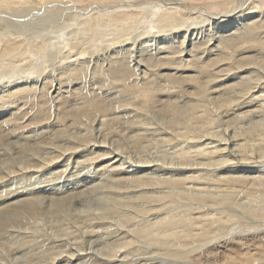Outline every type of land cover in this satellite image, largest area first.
<instances>
[{"label":"rangeland","instance_id":"obj_1","mask_svg":"<svg viewBox=\"0 0 264 264\" xmlns=\"http://www.w3.org/2000/svg\"><path fill=\"white\" fill-rule=\"evenodd\" d=\"M74 1L81 7L91 4L103 7L116 6L115 12L124 14V18L116 20L110 17L112 13H107L108 17L101 19L104 13L102 15L97 13L82 19L70 12L60 14L58 13L60 9H55L58 7L44 11L43 7L46 9L51 2L59 3L60 0H24L23 2L20 0V5H12V3L7 7L11 9L7 11L12 13L13 18H4L0 21V34L8 35L10 38L21 35V38L26 39L23 45L26 46L25 48L22 47L18 49L19 51H13L11 55L7 54L0 58V92L17 84L23 85L22 83L30 82L32 84V81L35 82L36 87H39L43 78L54 80L53 89H49L47 98L41 97L40 93L36 92L28 97L26 106L20 105L22 113H26L28 109L31 110L23 120L10 119L9 121V118L14 116L11 113H17L19 116L20 109H14V106L18 104L6 109L5 113L0 115V126H2L0 142L2 141L3 145L8 142L5 140L8 132H14L16 129L13 126L15 122L25 125L30 123V119L35 115L39 116L36 120L40 122L36 123L35 120L28 128L32 131L36 130L39 135L42 134L43 137L39 136V138H44L40 145H36L38 140L33 141L24 149L16 148L17 151H12L14 149L11 146L4 148L2 144L0 145V213L7 209L6 203L14 201H7L8 199L18 196L12 193L13 197L10 195L9 198L7 194L11 193L8 192L16 190L19 195L21 194L20 190L16 189L19 186L14 187L9 184L14 180L22 179V176L27 177L26 170H30L34 162L42 163L43 169L39 170L40 166L33 174L35 177L32 176V179L30 177L29 180L23 181L29 191L33 189L30 184L43 179L51 180L55 178L54 175L58 170L57 175L63 172L58 181L62 184L73 172L75 177L82 165L90 166L91 169H86V172L93 169L101 171L100 169L105 168L112 173L119 167L129 171L128 175L136 174L142 179L149 178V174L152 176V172L155 171L146 166L159 165L158 167H164L161 173L162 177L166 178L157 183L148 182L145 179L132 182L124 180L120 184L122 189H119L118 193L121 201L117 198L120 202L117 203V200L115 202L118 206L117 214L102 228L99 225L87 227L88 223L80 225L71 218L57 222L53 218L40 215L37 219L33 218L36 223L35 220L31 223L29 221L31 218L28 219L25 222L27 224L24 223L25 226L19 229L21 232L18 230L0 237V264H50L51 262L59 264V258L66 259L68 256L71 258L75 254L74 259L68 257L60 264H125L126 261H132L133 264L264 263V7L256 5V8L251 11V16L248 15L249 18L219 24L212 23L202 14L190 15L185 10L179 13L171 11L168 6L166 8L154 0H145L143 5L135 8L127 5L126 8L129 11H121L119 8L122 6L119 5L122 2H142L143 0ZM187 1L192 3L194 10L205 5L207 8L210 3L215 2L220 7L223 6L215 10V13H218L222 11L221 9L226 10L225 5L228 0ZM229 1L228 6L234 0ZM62 2L66 1L61 0L60 3ZM21 9H24L25 13ZM226 11H231V8L229 7ZM98 19L103 20V23L102 21L98 23ZM13 27L17 29L13 30ZM76 44L78 47H75ZM80 62L83 65L80 74L84 78H78L71 84L67 68L69 65ZM228 67L231 68L228 69ZM60 76L66 79L65 86L62 85L61 90L69 92L63 93V98L58 100L53 98L56 95L53 91L54 88H59L62 82L58 80ZM243 80L245 81L243 90L238 85L236 92H231L234 96L226 98V87L229 85V90H233L232 86L244 82ZM103 81L106 82L103 83ZM102 84H104L103 88ZM125 85L137 88L147 87V89L149 87L150 91L147 94L150 101L147 98L145 104L142 96L137 98L133 94L132 96L121 94V88ZM193 95H198L199 100L193 99ZM64 98L70 99L67 100L70 102L64 105L69 114V119L67 118L66 121L69 127L66 131H60V134L62 133L64 137L81 135L80 139L97 140L98 145L101 146L95 148L94 142L90 141L86 153L82 151L73 158H69L66 169L63 165L65 163L59 162L47 167L48 165L43 164L53 160V156L57 153L49 148L52 145L65 146V144L59 142L55 133L50 132L46 135L41 132L46 123L52 124L55 118H58L57 116L61 117L60 111L63 109L61 104ZM59 101L62 103L60 104ZM96 101H100L102 109H98L95 114L90 113L87 119L83 118V121L81 119V125L76 116L84 113L85 108L88 110L89 105L95 104ZM189 103H196L197 108L194 109L191 119L187 120ZM235 104L240 105L235 109ZM41 110L44 115L41 114ZM244 115L248 118L244 119L242 117ZM45 117L49 119H43ZM162 117L163 120H161ZM177 117L179 121H183V125L175 124ZM150 119L160 123L154 124L156 127L152 126L153 123L148 122ZM101 120L105 123L103 127L100 124ZM186 120L187 123H184ZM73 121L77 123L74 124ZM8 122H10L9 125H7ZM163 122L166 123L163 124ZM167 122L169 125L172 122L173 124L169 126ZM143 124L147 127L146 129ZM165 125H168V129ZM159 126L162 129H158ZM142 128L145 131H142ZM175 131L180 134L176 135V138ZM32 134L35 135L28 131L27 135L31 137ZM234 134L237 137L233 138ZM103 137L106 140L105 144L99 143ZM199 147L202 148V155L197 157V153L192 151H196ZM84 148L82 147V150ZM90 152L95 155H91ZM29 154L41 157L37 161L32 158L29 160L27 156ZM96 154L101 157L94 159ZM105 155L115 156L114 159L104 160ZM239 155L249 158L250 164L245 165L240 162ZM100 159H103L104 163L99 162ZM82 161L84 164L81 165ZM225 162H233V165H221ZM220 172H226V176H229V172H233L234 174L230 175L234 179L230 177L232 179L227 178L217 182L219 176L216 174ZM174 174L177 176H173ZM202 174L206 177L210 175L209 179L207 181L200 179ZM223 174L222 177L225 176ZM243 176L244 178H240ZM57 178H55L56 181ZM23 182L20 183L23 184L22 186L25 185ZM126 182L131 184L127 185L128 188L125 186ZM66 183L68 186H64L63 191L71 192L72 184ZM132 183L137 189H133ZM172 188L176 193L172 192ZM141 196L142 198H139ZM2 197L8 198L5 200ZM34 198L36 200L37 197ZM126 239L130 243H127ZM137 255L141 260L138 261ZM69 260H72L71 263H68Z\"/></svg>","mask_w":264,"mask_h":264},{"label":"bare ground","instance_id":"obj_2","mask_svg":"<svg viewBox=\"0 0 264 264\" xmlns=\"http://www.w3.org/2000/svg\"><path fill=\"white\" fill-rule=\"evenodd\" d=\"M14 1V0H13ZM11 2V0H0V21L2 20L3 21V19L4 18H13V15H12V13L11 12H8L7 10L8 9H10V8H7L9 5H11L12 3V5H14V4H16V6L17 5H20V0H19V2H18V0L15 2ZM24 0H22V2H23ZM31 1V0H30ZM44 1V0H43ZM66 2H62V3H60L61 2V0H60V2L59 3H56V2H49L50 4H48V6H47V8L45 9V7H43L44 8V11L45 10H49L50 8H55V7H58V8H55V9H60V10H58V11H60V12H58V13H60V14H62L63 12H70V13H74L75 14V17H76V15L78 16V17H81L82 19L83 18H86L87 19V17H89L90 15L92 16L93 14H97V13H99V14H103L102 15V18L101 19H103V18H105V16H107L108 17V14L107 13H112L113 15H111L110 17L111 18H115L116 20H117V18H124L123 16H124V14H119V13H117V12H115L116 11V9H117V7L116 6H113V7H103V6H99L98 4H91L90 6H87V7H81L80 5H78V4H76V1H74V0H65ZM154 1H158L157 3H161V4H163V6H168V9L169 10H171V11H174V12H181V11H183V10H185V11H187L190 15H193L194 13H198V14H202V15H204V16H206L207 18H209L210 19V21L212 22V23H215V22H218L219 24H221L222 22H226V21H229V23H232V21H236V20H239V19H246V18H249V16L248 15H250L251 16V11L252 10H254L255 8H256V5H258V6H261V7H264V0H234V1H232L233 3H231L230 4V6H228V1H226V10H228V8L230 7L231 8V11H223V9H221L222 11H220V12H218V13H215V10H217V9H219V8H223V6H221L220 7V5L219 4H217V3H215V2H213V3H210V5H208L207 6V8H206V5H205V7L203 6H200V7H197L195 10L192 8V6H191V4L192 3H190L189 1H187V0H154ZM225 2V1H224ZM223 2V3H224ZM230 2V1H229ZM145 3V0H143L142 2L141 1H137V2H122L119 6H122V7H120L119 9H121V11L123 10H126V11H129V10H127V5L128 6H131V7H133V8H135V7H138V6H141V5H143ZM29 4V3H28ZM160 4V5H161ZM225 4V3H224ZM23 5V4H22ZM125 6V7H124ZM20 7V6H19ZM161 7V6H160ZM22 8H24V7H22ZM34 8V7H33ZM41 8V7H40ZM133 8H131V10H133ZM164 8V7H163ZM167 8V7H166ZM166 8H165V10H166ZM232 8H233V10H232ZM18 9V8H17ZM259 9V8H258ZM15 10H16V8H15ZM22 10V12H23V10L24 9H21ZM20 10V11H21ZM30 10V9H29ZM40 10V9H39ZM212 10V11H211ZM10 11H11V9H10ZM12 11H13V9H12ZM19 11V10H18ZM35 11V10H34ZM98 11V12H97ZM118 11V10H117ZM32 12V11H31ZM38 12V11H37ZM57 12V11H56ZM18 13V12H17ZM23 13H25V12H23ZM22 13V14H23ZM127 13V12H126ZM158 13V12H157ZM247 13V14H246ZM31 14V13H30ZM32 14H33V12H32ZM31 14V15H32ZM34 14H35V12H34ZM42 14V13H41ZM83 14V16H81V15ZM24 15V14H23ZM38 14H36V16H37ZM57 15V14H56ZM16 15H14V17H15ZM54 17V16H53ZM168 17H170V16H168ZM17 18H19V16H17ZM22 18H27V17H23L22 16ZM29 18H30V16H29ZM95 18H97V17H95ZM98 18H99V16H98ZM152 18V17H151ZM164 18V17H163ZM33 19V18H32ZM60 19V18H59ZM72 19V18H71ZM89 19V18H88ZM107 20H108V18H106ZM110 19V18H109ZM24 20V19H23ZM40 20V19H39ZM49 20V19H48ZM53 20V19H52ZM68 20V19H67ZM95 20V19H94ZM99 20V19H98ZM105 20V19H104ZM249 20V19H248ZM4 21H6V20H4ZM12 21H14V19L12 20ZM11 21V22H12ZM79 21V20H78ZM100 21H102V23H103V20H99V22L98 23H101ZM7 22V21H6ZM15 22H16V19H15ZM36 22V21H35ZM56 22V21H55ZM63 22V21H62ZM68 22H69V20H68ZM73 22H74V19H73ZM90 22V21H89ZM88 22V23H89ZM2 23V22H1ZM42 23V22H41ZM86 23V22H85ZM95 23V22H94ZM97 23V24H98ZM105 23V22H104ZM249 23H251L250 21H249ZM2 24H4V23H2ZM57 24V23H56ZM82 24H83V21H82ZM1 25V24H0ZM5 25H6V23H5ZM52 25V24H51ZM50 25V26H51ZM14 26H16V25H14ZM104 26V25H103ZM118 26V25H117ZM3 27H4V25H3ZM11 27V26H10ZM41 27V26H40ZM58 27H59V24H58ZM61 27V26H60ZM59 27V28H60ZM64 27V26H63ZM74 27V26H73ZM98 27V26H97ZM12 28V27H11ZM52 28V27H51ZM15 29H17L16 27H15ZM14 29V27H13V30H15ZM22 30V29H21ZM28 30V29H27ZM2 31V30H1ZM22 32H24V31H22ZM45 32V31H44ZM51 33V32H50ZM233 34V33H232ZM16 36V35H15ZM14 36V37H15ZM226 37V36H225ZM234 37V36H233ZM26 39L25 38H21V35L20 36H18V37H16V38H10L8 35H3V34H0V58L1 57H4V56H6L7 54L9 55H11V52H17V50L18 49H22V47H26V46H23L24 45V43L26 42L25 41ZM30 40H32V39H30ZM36 42V41H35ZM120 42V41H119ZM73 46V45H72ZM40 47V46H39ZM38 47V48H39ZM75 47H78V45L76 44V46ZM37 48V47H36ZM43 48V47H42ZM78 49H80V48H78ZM78 49H76V51L78 50ZM38 50V49H37ZM82 50V49H81ZM19 51V50H18ZM28 51V50H27ZM39 51H40V49H39ZM80 51V50H79ZM130 52V51H129ZM77 53V52H76ZM220 53V52H219ZM13 56H14V54H13ZM80 56V55H79ZM127 56V55H126ZM2 59V58H1ZM162 59V58H161ZM53 60V59H52ZM168 60V59H167ZM12 61V60H11ZM10 63V62H9ZM29 63V62H28ZM219 63H220V61H219ZM11 64V63H10ZM257 64V63H256ZM7 65V64H6ZM239 65V64H238ZM14 66V65H13ZM71 66H73L72 68H70ZM81 66H83L82 65V63L80 62V63H74V64H72V65H69L68 66V74H69V76H68V79H69V81H70V83L72 84V82L73 81H77L78 80V78L79 79H81L82 77H83V75L81 76V74H80V70H81V68L83 69V67H81ZM180 66V65H179ZM229 66V65H228ZM252 66V65H251ZM1 67V66H0ZM3 67V66H2ZM126 67V66H125ZM233 67V66H232ZM12 68H14V67H12ZM120 68V67H119ZM183 68V67H182ZM229 68H231V67H228V69ZM167 69V68H166ZM15 70V69H14ZM121 70V69H120ZM20 72V71H19ZM31 72V71H30ZM56 72V71H55ZM22 73V72H21ZM83 73V72H82ZM234 73V72H233ZM80 74V75H79ZM170 74V73H169ZM231 75V74H230ZM66 76V75H65ZM170 76V75H169ZM229 76V75H228ZM29 77V76H28ZM100 77V76H99ZM84 78V77H83ZM220 78V77H219ZM63 79V80H62ZM100 79V78H99ZM166 79V78H165ZM190 79V78H189ZM58 80H60V81H62L63 82V84H61L60 83V86H59V88H54V91H53V93H55L56 95L55 96H53V98H55V99H58V100H61L63 97H62V95H63V93H68V92H63L61 89L63 88V86L62 85H64L65 84V80H64V78H62L61 76L60 77H58ZM186 80V79H185ZM245 80V79H244ZM243 80V81H244ZM43 82L41 83V86H39V87H36V85H35V82H33L32 81V84H24V83H22L23 85H15V86H11V88H8V89H6V91L4 90V91H2V92H0V115H2L1 113H5V111H6V109H8V108H12V106H14L15 104H18V105H16V106H14V109H16V110H19L20 109V111L22 110V107L21 106H26L25 104H27L28 102L26 101V100H28V97L30 96V95H32V94H34V93H36V92H38V93H40V95H41V97H46V95H49V89H53L52 88V84H53V82H54V80H52L51 78L49 79V78H43V80H42ZM167 81V80H166ZM170 81V80H169ZM191 81V80H190ZM104 82H106V81H103V83ZM150 82V81H149ZM247 82V81H246ZM16 84V83H15ZM100 84V83H99ZM170 84V83H169ZM244 84H245V81L244 82H239V84H234L232 87H234V89L233 90H229L230 88H229V85H228V87H226V98H228V97H233L234 96V94L233 95H231L232 93L231 92H236V90H237V88H238V85L240 86V89L241 90H243V86H244ZM59 85V84H58ZM78 85V84H77ZM8 86V85H7ZM65 86V85H64ZM98 86V85H97ZM100 86V85H99ZM103 86H104V84H102L101 85V87L103 88ZM5 87V86H4ZM10 87V86H9ZM94 88V87H93ZM97 88H99V89H101L100 87H97ZM110 88V87H109ZM248 88V87H247ZM57 89V90H56ZM113 89V88H112ZM116 89V88H115ZM122 90H121V94H123V95H131L132 96V94L133 95H135L137 98H141V96H142V99L144 100V103H145V101L146 100H148L149 98V96H148V94L147 93H149V91H150V88L148 87V89H147V87L146 88H137V87H135V86H129V85H125V86H123L122 88H121ZM246 89V88H245ZM38 90V91H37ZM63 90H65V89H63ZM102 90V89H101ZM111 90V89H110ZM187 90V89H186ZM229 90V91H228ZM235 90V91H234ZM51 91V90H50ZM113 91V90H112ZM238 92H240V91H238ZM42 93V94H41ZM53 93H52V95H53ZM106 93H108V92H106ZM111 93V92H110ZM109 93V94H110ZM118 93V92H117ZM185 93V92H184ZM183 93V94H184ZM76 94V93H75ZM115 94V93H114ZM182 94V93H181ZM67 95V94H66ZM69 95H71V94H69ZM80 95V94H79ZM118 95V94H117ZM109 96V95H108ZM175 96H177V95H175ZM187 96V95H186ZM191 96V95H190ZM194 96V95H193ZM198 95H195L194 96V98L193 99H198V97H197ZM51 97V96H50ZM61 97V98H60ZM65 97H67V96H65ZM70 97V96H69ZM72 97V96H71ZM75 97H77V95H75ZM85 97H86V95H85ZM146 97V98H145ZM181 97V96H180ZM35 98V97H34ZM47 98V97H46ZM45 98V99H46ZM148 98V99H147ZM238 98V97H237ZM254 98V97H253ZM30 100H31V98H29ZM69 99V98H68ZM67 98H64V100H62L63 101V104H61L62 102H60V104L61 105H63L62 106V110L60 111V115H61V117H59V116H57L58 118H55V122H53L52 124H48V123H46L45 124V128H44V130L41 132V133H44V134H48V133H55L56 135H55V137H57V138H59V142H63V144H65V146H60V145H52V147L51 148H49L50 150H53V151H55V152H57L56 153V155L55 154H53V155H55V156H53L54 157V159L53 160H50V161H47V162H45L43 165H48L47 167H49L50 165H52L53 163H65V164H63L64 166H65V169H66V167H68V164H66V162L69 160V158H73V156H75L76 154H78V153H80V152H82V151H85V153H86V151H87V149H89V145H90V141L91 142H94L93 143V145H94V147L95 148H98V147H100L101 145H98V141L96 142V141H94L93 139L91 140V139H88V140H83V139H80L81 138V135H77V136H69V137H71L72 139H70L69 137H64V135L62 134H60V131L62 132V131H66V129H68V127H69V125H68V123L66 122L67 121V118L69 119V117H68V113H67V111L68 110H66V108H64V105H66V103L67 102H70V101H67L68 100ZM91 99V98H90ZM92 99H94L93 97H92ZM171 99V98H170ZM48 100V99H47ZM70 100V99H69ZM73 100V99H72ZM79 100V99H78ZM199 100V99H198ZM244 100V99H243ZM250 100V99H249ZM257 100V99H256ZM29 101V100H28ZM39 101V100H38ZM75 101V100H74ZM89 101V100H88ZM148 101H150V99L148 100ZM192 101V100H191ZM196 101V100H195ZM195 101H193V102H195ZM245 101V100H244ZM250 101H252V100H250ZM58 102V101H57ZM97 102V101H96ZM95 102V104H93V105H89V108H88V110H86L87 108H85V112L84 113H82V114H79V113H77V114H79V115H75L77 118L76 119H78V122L81 124L82 122H80V120L81 121H83L84 119L83 118H85V119H87L86 117H87V115H89L90 113H93L94 112V114H95V112H97V110L99 109H102V107H101V105H100V101L99 102H97L96 103ZM147 102V101H146ZM31 103V102H30ZM246 103V102H245ZM252 103V102H251ZM39 104V103H38ZM47 104V103H46ZM146 104V103H145ZM190 105L189 106H187V111H188V117H187V120H189V119H191V116H193L194 115V109H196L197 108V104L196 103H189ZM21 105V106H20ZM57 105V104H56ZM103 105V104H102ZM240 105V104H239ZM239 105L238 106H236V104H235V109L237 108V107H239ZM243 105V104H242ZM251 105V104H250ZM21 108H20V107ZM82 106V105H81ZM105 106V105H104ZM88 107V106H87ZM101 107V108H100ZM248 107V106H247ZM108 108V107H107ZM233 108V107H232ZM83 109V111H84V108H82ZM66 110V111H65ZM43 110H41L40 112H42ZM194 111V112H193ZM16 112V111H15ZM31 112V110L30 109H28V111L26 112V113H22V111L21 112H19V116H18V114L17 113H11L12 115H14L12 118H9V121H11L12 119H14V121H17V120H23L24 119V117H25V115H27L28 113H30ZM77 112V111H76ZM164 112V111H163ZM186 112V111H185ZM192 112H193V114H192ZM239 112V111H238ZM245 112V111H244ZM44 112H42L41 114H43ZM234 113V112H233ZM44 115V114H43ZM164 115V114H163ZM15 116H17V117H15ZM187 116V115H186ZM199 116V115H198ZM246 115H244V116H242V117H244V119L245 118H248V117H245ZM249 117H250V115H248ZM40 117H42V116H40ZM48 117V116H47ZM47 117H45V118H43V119H45V120H47V119H49V118H47ZM158 117V116H157ZM201 117V116H200ZM234 117V116H233ZM36 118H37V120H38V118H39V116L38 115H35L34 117H32L31 119H30V123H27V124H25V125H20V124H16V122H15V124L13 125L16 129V131L14 130V132H8V136H7V138H6V135H5V140H8V142H7V144H2V141L0 142V145L2 144L3 146L2 147H4V148H6L7 146H11L14 150H12V151H17V149L16 148H21L22 147V149H24L25 148V146H30L31 144H30V142L32 143L33 141H37L36 142V145H40L42 142H43V140H44V138H41V137H43V136H41V135H39L38 134V132L36 131V130H30L28 127H30L31 125H33V123L35 122V120H36ZM75 118V117H74ZM96 118V117H95ZM105 118V117H104ZM179 117H177L176 119H177V122L175 123V124H177V125H183V121L181 122V121H179V119H178ZM235 118V117H234ZM11 119V120H10ZM66 119V120H65ZM70 119H72V118H70ZM93 119V118H92ZM160 119V118H159ZM186 119V118H185ZM27 120V119H26ZM36 120V123L38 122ZM40 120V119H39ZM104 120V119H103ZM103 120H101L102 121V123H100V124H102V127L103 126H105L104 124L105 123H103ZM111 120V119H110ZM161 120H163V117H162V119ZM181 120V119H180ZM187 120H186V122L184 121V123H187ZM250 120V119H249ZM8 121V120H7ZM43 121V120H42ZM41 121V122H42ZM77 121V120H76ZM72 122V123H77V122ZM171 121V120H170ZM175 121V120H174ZM173 121V122H174ZM40 122V121H39ZM38 122V123H39ZM87 122V121H86ZM128 122V121H127ZM131 122V121H130ZM149 123L151 122V123H153L152 124V126L154 125V124H156V125H158V123H160L159 121H156V120H152V119H150V121H148ZM173 122H172V124H173ZM179 122V123H178ZM14 123V122H13ZM88 123V122H87ZM125 123V122H124ZM166 123V122H165ZM164 122H163V124H165ZM169 122H167V124H168ZM10 124V122H8V124L7 125H9ZM69 124H71V123H69ZM74 124H72V125H74ZM171 124V125H172ZM249 125H250V122L248 123ZM6 125V126H7ZM79 125V124H78ZM77 125V126H78ZM82 125V124H81ZM97 125H98V122H97ZM144 125V124H143ZM145 125H146V123H145ZM144 125V126H145ZM149 125V124H148ZM169 125V124H168ZM168 125H165L166 127H167V129H168ZM171 125H169V126H171ZM39 126H41L40 124H39ZM39 126H37L38 128H39ZM151 126V125H150ZM155 126V125H154ZM174 126V125H173ZM176 126V125H175ZM174 126V127H175ZM1 127L2 126H0V129H1ZM36 127V126H35ZM71 127V126H70ZM79 127V126H78ZM101 127V126H100ZM107 127V126H106ZM149 127V126H148ZM156 127V126H155ZM161 126H159V128L158 129H162V128H160ZM190 127V126H189ZM28 128V129H27ZM147 127L145 126V128L144 129H146ZM173 128V127H172ZM172 128H171V130H172ZM32 129V128H31ZM71 129V128H70ZM86 129V128H85ZM92 129V128H91ZM102 129V128H101ZM109 129V128H108ZM143 129V128H142ZM142 130V131H145V130ZM239 129V128H238ZM17 130H18V133H17ZM20 130H22V131H20ZM99 130V129H98ZM112 130V129H111ZM156 130V128L154 129V131ZM169 130H170V127H169ZM28 131H31L32 133H35V135L34 134H32V136L30 137V136H28L27 134H28ZM69 131V130H68ZM80 131V130H79ZM179 131V130H178ZM2 132V131H1ZM71 132V131H70ZM89 132V131H88ZM101 132H102V130H101ZM108 132V131H107ZM141 132V131H140ZM248 132V131H247ZM64 133V132H63ZM69 133V132H68ZM103 133V132H102ZM102 133H101V138H102ZM152 133V132H151ZM181 133V132H180ZM16 136H15V135ZM245 134H247V133H245ZM253 134V133H252ZM261 134V133H260ZM73 135V134H72ZM100 135V134H99ZM176 135H180V134H178L176 131H175V134H174V136H175V138H176ZM36 136H37V138H36ZM39 136H41L40 138H39ZM3 137V136H2ZM54 137V136H53ZM94 137V136H93ZM182 137V136H181ZM180 137V138H181ZM234 137H237V135H235L234 134V136H233V138ZM170 137H168V139H169ZM204 138V137H203ZM3 139V138H2ZM0 140H1V138H0ZM14 140V141H13ZM164 140V139H163ZM172 140V139H171ZM40 141V142H39ZM55 141V140H54ZM105 138L103 137V139L99 142V143H103V144H105ZM213 141V140H212ZM216 141V140H215ZM255 141V140H254ZM124 142V141H123ZM170 142V141H169ZM173 143V142H172ZM234 143H235V140H234ZM30 144V145H29ZM53 144V143H52ZM97 144V145H96ZM33 145V144H32ZM174 145V144H173ZM192 145V144H191ZM206 146V145H205ZM236 146V145H235ZM82 147L84 148V150H82ZM201 147H204V146H201ZM11 148V149H12ZM94 148V149H95ZM102 148V147H101ZM16 149V150H15ZM201 149L202 148H197V150L196 151H192L193 153H197V157H198V155H202V151H201ZM217 149V148H216ZM215 149V150H216ZM2 150V149H1ZM101 150V149H100ZM11 151V150H10ZM47 151H48V149H47ZM89 151V150H88ZM91 151V150H90ZM98 151V150H97ZM109 151V150H108ZM204 151V150H203ZM3 152V151H2ZM22 152H24V151H22ZM185 152V151H184ZM187 152V151H186ZM206 152V151H205ZM216 152V151H215ZM218 152V151H217ZM16 153V152H15ZM38 153V152H37ZM48 153H50L49 151H48ZM91 153V152H90ZM106 152H104V154H105ZM208 153H210L209 151H208ZM4 154V153H3ZM2 154V155H3ZM17 154H18V152H17ZM94 153H91V155H93ZM103 154V155H104ZM116 154V153H115ZM186 154V153H185ZM184 154V155H185ZM189 154V153H188ZM204 154H206V153H204ZM233 154V153H232ZM5 155V154H4ZM86 155V154H85ZM84 155V156H85ZM89 155V154H88ZM95 155V154H94ZM97 156L94 158L93 156H91L92 158H94V159H99L100 157H101V155H99V154H96ZM110 155V154H109ZM109 155H105V158H104V160H110V159H114V156H109ZM112 155V154H111ZM120 155V154H119ZM183 155V156H184ZM210 155V154H209ZM28 156V159L29 160H31V158H32V160H38V158H40L39 157V155H37L38 157H34L33 156V154H29V155H27ZM186 156V155H185ZM189 156H190V154H189ZM188 155H187V157H189ZM207 156V155H206ZM221 156V155H220ZM102 157H104V156H102ZM218 157H219V155H218ZM238 157V156H237ZM239 160H241L240 162H242L243 164H245V165H247V164H250V162H249V158H246V157H243V156H241V155H239ZM185 158V157H184ZM210 158V157H209ZM221 158H223V157H221ZM27 159V160H28ZM187 159V158H186ZM189 159H190V157H189ZM192 159V158H191ZM11 160V159H10ZM86 160V159H85ZM119 160V159H118ZM188 160V159H187ZM193 160V159H192ZM223 160H225V158H223ZM231 160V159H230ZM238 160V159H237ZM238 160V161H239ZM120 161V160H119ZM145 161V160H144ZM197 161V160H196ZM8 162V161H7ZM17 162H19V161H17ZM79 162V161H78ZM96 162V161H95ZM99 162H101V163H104V161H103V159H100L99 160ZM181 162V161H180ZM5 163V162H4ZM4 163H2L3 165H4ZM20 163V162H19ZM29 163V162H28ZM33 163V162H32ZM118 163V162H117ZM185 163V162H184ZM252 163V162H251ZM14 165H15V163H13ZM17 164V163H16ZM30 165H31V163H29ZM41 164L42 163H40V162H34V164H33V166L31 167L30 166V170H26V172H27V174L25 173V175L27 176V177H23L22 176V179H19V180H14V181H12L9 185H14V187L15 186H19L18 188H16L17 190H20V195H19V193H17V191L15 190H13V191H10V192H8V193H11V194H7V196L9 195V198H10V195H11V197H13V195H12V193H16V195L18 194V196H16V197H14V198H10V199H8L7 201H13V202H10V203H6V204H8L7 206V209L4 211V212H1L0 213V237L1 236H6V235H10L11 233H14V232H16V231H18L19 229H22L24 226H25V224H27V223H25V222H27V220L28 219H30L29 221L31 222L32 220H35V219H33V218H35L36 217V219H37V217L38 216H40V215H44V216H47V217H49V218H53L54 220H56L57 222L58 221H65V220H68V219H70L71 218V220H73V221H75L76 223H78V224H84V223H88V226L87 227H92V225H96L97 227H98V225L100 226V228H102L103 227V225H105V223H109L110 221H111V218L114 216V215H116L117 214V211H118V206L116 205V200H117V198H119V196L118 195H120V194H118L119 193V189H122L121 188V183H123L124 182V180H126L127 182H128V180L130 181V182H132L133 180H136V181H142L143 179H145V180H148V182L149 181H152V182H155V183H157V182H159V180H161V179H163V178H166L165 176L164 177H162V169H164V167H158L159 165H149V166H146V168H148V169H151V168H153L152 169V171L153 170H155L154 172H152L153 174H152V176L149 174V178H141V176L139 177L138 175H136V174H134V175H128V172L125 170V169H123V168H119V167H117L118 169H115L114 171H112V173H109V171H108V169H100L101 171H99L98 169H93V171L92 170H89L88 172H86L85 170L86 169H91L90 168V166H88V165H82V164H84V161H82L80 164L82 165L81 166V170H80V172H78V171H76V172H78V173H76L77 175L74 177V172H73V174L72 175H69L68 176V178H66V182H70V184H72L71 186H73L72 187V191L71 190H69V191H71V192H64L63 191V187L65 186V187H67L68 185V183H66L65 181L62 183V184H60V182H58L60 179H61V174L63 173H60L59 175H57L58 174V171H57V173L54 175L55 176V178H57V176H58V180L56 181V179L55 178H52L51 180H46V181H44V179H43V181H36V183L35 184H30V186L33 188V189H30V191H29V189L27 190L26 188V184L23 182V181H26V180H29L30 179V177H31V179L33 178V177H35V176H33V174L37 171V168H39L40 166H41ZM79 164V165H80ZM181 164H182V162H181ZM217 164V163H216ZM215 164V165H216ZM19 166H20V164H18ZM17 165V166H18ZM58 165V164H57ZM77 165V164H76ZM75 165V166H76ZM98 165V164H97ZM113 165V164H112ZM111 165V166H112ZM184 165V164H183ZM190 165V164H189ZM221 165H225V166H231V165H233V162H230V163H223V164H221ZM26 166V165H25ZM124 166V165H123ZM137 166V165H136ZM217 166V165H216ZM238 166V165H237ZM3 167V166H2ZM43 166H41L40 168H39V170H42L43 168H42ZM63 167V166H62ZM77 167V166H76ZM92 167V166H91ZM101 167H103V166H101ZM10 168H12V167H10ZM14 168V167H13ZM26 168V167H25ZM57 168H60V167H57ZM95 168V167H94ZM97 168V167H96ZM108 168V167H107ZM113 168V167H112ZM131 168V167H130ZM230 168V167H229ZM4 169H5V166H4ZM18 169H19V167H18ZM23 169V168H22ZM21 169V170H22ZM49 169V168H48ZM133 169V168H132ZM190 169V168H189ZM188 169V170H189ZM6 170V169H5ZM8 170H10V169H8ZM12 170V169H11ZM61 170V169H60ZM69 170V169H68ZM75 170V169H74ZM79 170V169H78ZM112 170V169H111ZM111 170H110V172H111ZM136 170V169H135ZM190 170H193V169H190ZM0 171H1V169H0ZM16 171H17V169H16ZM23 171H25V170H23ZM134 171V170H133ZM2 172H3V169H2ZM1 172V174H3ZM21 172V171H20ZM42 172V171H41ZM4 173H5V171H4ZM8 173V172H7ZM22 173V172H21ZM53 173V172H52ZM72 173V172H71ZM109 173V174H108ZM130 173V172H129ZM172 173V172H171ZM180 173V172H179ZM224 172H220V173H217L216 175H218L219 176V178H218V180H217V182L219 181V182H221L222 180H226L227 178L229 179L230 177H232L233 178V176H231L230 174H234L233 172L232 173H230L229 172V176H226V172L223 174ZM10 174H12V173H10ZM24 174V173H23ZM165 174V173H164ZM167 174V173H166ZM165 174V175H166ZM222 174L223 175H225V176H223L222 177ZM228 174V173H227ZM15 175V174H14ZM22 175V174H21ZM41 175V174H40ZM50 175H52L51 173H50ZM141 175H143V174H141ZM145 175V174H144ZM215 175V174H214ZM33 176V177H32ZM63 176V175H62ZM72 176H73V178H72ZM112 176H116V177H119L118 179H113V177ZM126 176V177H125ZM173 176H177V174H174ZM173 176H171V177H173ZM4 177V176H3ZM50 177V176H49ZM48 177V178H49ZM52 177V176H51ZM159 179H158V178ZM169 177V176H168ZM167 177V178H168ZM209 177H210V175H208L207 177L205 176V175H203L202 174V176L201 177H199L200 179H202L203 178V180L204 181H207L208 179H209ZM235 177V176H234ZM14 178H17V177H15L14 176ZM14 178H12V179H14ZM42 177H40V179H41ZM63 178H64V176H63ZM115 178V177H114ZM177 178V177H176ZM176 178H175V180H176ZM232 178H230V179H232ZM240 178H244V176L243 177H240ZM10 179V178H9ZM8 179V180H9ZM138 179V180H137ZM177 179H182V178H177ZM187 179H188V176H187ZM186 179V180H187ZM199 179V180H200ZM234 179V178H233ZM1 180V179H0ZM163 180H165V179H163ZM162 180V181H163ZM168 180V179H167ZM170 180V179H169ZM33 181V180H32ZM32 181H31V183H32ZM178 181V180H177ZM176 181V182H177ZM182 181V180H181ZM180 181V182H181ZM184 181V180H183ZM2 182V181H1ZM21 182H23L25 185L24 186H22L20 183ZM62 182V181H61ZM126 182V185H125V183L123 184V186L125 185V186H127V185H131V184H129V183H127ZM135 182V181H134ZM166 182V181H165ZM2 183H5V182H2ZM166 183H169V181L168 182H166ZM29 184V183H28ZM133 184V189H137V188H134V186H136L134 183H132ZM160 184V183H159ZM7 185V184H6ZM124 186V187H125ZM137 186H139V185H137ZM129 187H131V186H129ZM71 187H69V189H70ZM126 188H128V186L126 187ZM175 188V187H174ZM9 189V188H8ZM13 189V188H12ZM132 189V188H131ZM169 189V188H168ZM173 189V188H172ZM171 189V190H172ZM138 190H140V189H138ZM170 190V191H171ZM140 192H142V191H140ZM139 192V193H140ZM153 192V191H152ZM151 192V193H152ZM172 192H174V193H176V191L173 189L172 190ZM171 192V193H172ZM1 193H2V191H1ZM31 193V194H30ZM124 193V192H123ZM122 193V194H123ZM148 193H150V192H148ZM164 193V192H163ZM167 193V192H166ZM125 194H128V193H125ZM132 194V193H131ZM137 194V193H136ZM141 194V193H140ZM139 194V195H140ZM145 194H147L146 192H145ZM130 195V194H129ZM134 195V194H133ZM133 195H131V197L133 196ZM138 195V194H137ZM136 195V196H137ZM138 195V196H139ZM30 196H32V198H29ZM123 196V195H122ZM127 196V195H126ZM125 196V197H126ZM136 196L134 197V198H136ZM137 196V197H138ZM147 195H145V197H146ZM22 197H24L23 199H20V198H22ZM34 197H37L36 198V200H34L35 198ZM43 197V198H42ZM129 197V196H128ZM127 197V198H128ZM2 198H4V197H2ZM6 198H8V197H6ZM6 198H4L5 200H6ZM123 198V197H122ZM139 198H142V196L141 197H139ZM144 198V197H143ZM124 199V198H123ZM122 199V200H123ZM129 199H131V198H129ZM119 200L121 201V199L119 198ZM119 200H117V203H118V201ZM44 203H43V202ZM119 201V202H120ZM43 203V204H42ZM2 204H3V202H2ZM5 205V204H4ZM117 206V207H116ZM145 206V205H144ZM4 208V207H3ZM159 217H160V215H159ZM40 218V217H39ZM38 218V219H39ZM28 221V222H29ZM72 221V222H73ZM29 222V223H30ZM74 222V223H75ZM25 223V224H24ZM28 223V224H29ZM32 223V222H31ZM35 223H36V220H35ZM65 223V222H64ZM24 224V225H23ZM85 225V224H84ZM27 226V225H26ZM140 226V225H139ZM86 227V228H87ZM91 229V228H90ZM248 230V229H247ZM19 232H21L20 230H19ZM105 232V231H104ZM123 233V232H122ZM137 233V232H136ZM24 235V234H23ZM122 235H124V234H122ZM121 235V236H122ZM111 236V235H110ZM105 237V236H104ZM112 237V236H111ZM32 238V237H31ZM62 238V237H61ZM103 238V237H102ZM122 238V237H121ZM129 238H130V236H129ZM115 239V238H114ZM130 239H132V238H130ZM187 239V238H186ZM98 240V239H97ZM122 240V239H121ZM127 240V239H126ZM255 240V239H254ZM116 241V240H115ZM119 241H120V239H119ZM132 241H133V239H132ZM135 241V240H134ZM120 242H122V241H120ZM136 242V241H135ZM174 242V241H173ZM127 243H130L128 240H127ZM62 244V243H61ZM114 244V243H113ZM107 245V244H106ZM118 245H120L119 244V242H118ZM126 245H128V244H126ZM139 245V244H138ZM137 245V246H138ZM124 246V245H123ZM130 246V245H129ZM53 248H56V247H54V246H52ZM103 247H105V246H103ZM108 247V246H107ZM114 247H115V245H114ZM120 247V246H119ZM125 247V246H124ZM131 247V246H130ZM139 247V246H138ZM50 248V247H49ZM49 248H48V250H49ZM109 248V247H108ZM136 248V247H135ZM135 248H134V250H135ZM255 248V247H254ZM85 249V248H84ZM84 249H83V251H84ZM91 249V248H90ZM112 249H114V248H112ZM118 249V248H117ZM251 249H253V248H251ZM251 249H250V251H251ZM78 250V249H77ZM138 250V249H137ZM249 250V249H248ZM79 251V250H78ZM99 251V250H98ZM119 251H121V249L119 250ZM136 251V250H135ZM140 251V250H139ZM142 251V250H141ZM140 251V252H141ZM68 252H69V250H68ZM85 252V251H84ZM129 252H131V251H129ZM137 252V251H136ZM255 252H257L256 251V249H255ZM74 253H76V252H74ZM104 253V252H103ZM114 253V252H113ZM126 253V252H125ZM143 253V252H142ZM66 254V253H65ZM70 254V253H69ZM72 254V253H71ZM81 254V253H80ZM98 254V253H97ZM147 254V253H146ZM44 255V254H43ZM52 255V254H51ZM58 255V254H57ZM83 255V254H82ZM89 255H91V253L89 254ZM101 255V254H100ZM108 255V254H107ZM125 255V254H124ZM134 255H135V253H134ZM133 255V256H134ZM249 255V254H248ZM257 255V254H256ZM60 256H61V254H60ZM67 256V255H66ZM71 256H73V255H71ZM74 256H76V254L74 255ZM73 256V257H74ZM81 256V255H80ZM79 256V257H80ZM87 256V255H86ZM121 256V255H120ZM253 256V255H252ZM69 257V256H68ZM68 257L66 258V259H68ZM73 257H71V258H73ZM83 257V256H82ZM85 257V256H84ZM109 257V256H108ZM107 257V258H108ZM207 257V256H206ZM58 258H59V256H58ZM70 257H69V259H71ZM75 258V257H74ZM73 258V259H74ZM78 258V257H77ZM89 258V257H88ZM124 258V257H123ZM136 258H138V255H137V257ZM252 258V257H251ZM254 258V257H253ZM54 259V258H53ZM65 257H64V259H63V257L62 258H59V264L61 263V262H65ZM72 259V260H73ZM100 259V258H99ZM125 259V258H124ZM126 259H128V258H126ZM72 260H69L68 261V263H71V261ZM85 260V259H84ZM130 260V259H129ZM139 260H141V259H139L138 258V261ZM74 261V260H73ZM79 261V260H78ZM96 261V260H95ZM100 261V260H99ZM125 261V260H124ZM134 261V260H133ZM92 262V261H91ZM97 262V261H96ZM132 262V261H131ZM131 262H129V261H126L125 262V264H133V262L131 263ZM89 263V262H88ZM99 263V262H98ZM135 263H137V262H135ZM50 264H54L53 262H51ZM55 264H58V262L57 263H55ZM80 264V263H79ZM82 264V263H81ZM109 264V263H108ZM261 264V263H260ZM262 264H264V263H262Z\"/></svg>","mask_w":264,"mask_h":264}]
</instances>
